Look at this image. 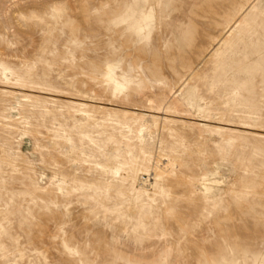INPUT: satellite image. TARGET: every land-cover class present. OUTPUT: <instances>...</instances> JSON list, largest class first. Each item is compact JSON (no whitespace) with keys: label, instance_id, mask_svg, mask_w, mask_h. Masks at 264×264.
<instances>
[{"label":"rangeland","instance_id":"374dc122","mask_svg":"<svg viewBox=\"0 0 264 264\" xmlns=\"http://www.w3.org/2000/svg\"><path fill=\"white\" fill-rule=\"evenodd\" d=\"M0 264H264V0H0Z\"/></svg>","mask_w":264,"mask_h":264},{"label":"bare ground","instance_id":"6f19581e","mask_svg":"<svg viewBox=\"0 0 264 264\" xmlns=\"http://www.w3.org/2000/svg\"><path fill=\"white\" fill-rule=\"evenodd\" d=\"M141 184L147 183V180H140Z\"/></svg>","mask_w":264,"mask_h":264}]
</instances>
